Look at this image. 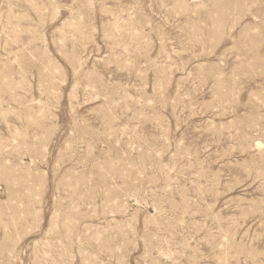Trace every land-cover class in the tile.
I'll use <instances>...</instances> for the list:
<instances>
[{
	"label": "rangeland",
	"instance_id": "obj_1",
	"mask_svg": "<svg viewBox=\"0 0 264 264\" xmlns=\"http://www.w3.org/2000/svg\"><path fill=\"white\" fill-rule=\"evenodd\" d=\"M0 264H264V0H0Z\"/></svg>",
	"mask_w": 264,
	"mask_h": 264
}]
</instances>
